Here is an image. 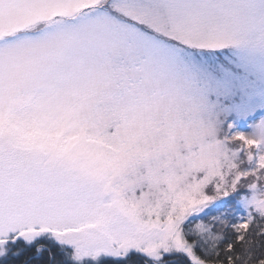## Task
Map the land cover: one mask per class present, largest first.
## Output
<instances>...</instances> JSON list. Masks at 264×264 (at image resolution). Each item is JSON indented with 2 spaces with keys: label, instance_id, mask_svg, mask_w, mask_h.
I'll use <instances>...</instances> for the list:
<instances>
[{
  "label": "snow or ice",
  "instance_id": "1",
  "mask_svg": "<svg viewBox=\"0 0 264 264\" xmlns=\"http://www.w3.org/2000/svg\"><path fill=\"white\" fill-rule=\"evenodd\" d=\"M0 264H264V0H0Z\"/></svg>",
  "mask_w": 264,
  "mask_h": 264
}]
</instances>
